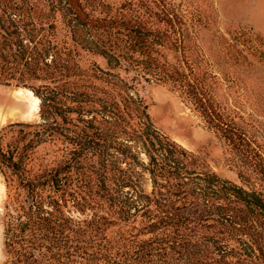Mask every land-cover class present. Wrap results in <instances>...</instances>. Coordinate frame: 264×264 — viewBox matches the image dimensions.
I'll return each mask as SVG.
<instances>
[{"label": "rangeland", "instance_id": "obj_1", "mask_svg": "<svg viewBox=\"0 0 264 264\" xmlns=\"http://www.w3.org/2000/svg\"><path fill=\"white\" fill-rule=\"evenodd\" d=\"M72 1L80 6L79 17L69 6ZM8 3L37 25L12 36L33 51L35 63L21 61L14 67L7 63L10 58H0V112L8 114L0 121V135L5 148L30 144L26 162L32 172L64 167L65 183L56 196L63 198L67 216L83 220L99 211L96 184L103 156L82 144L84 133L96 127L109 130L111 124L94 110L119 90L144 110L131 119L139 123L135 130H141V122L150 123L192 152L199 171L215 172L246 189L263 188L255 176L240 177L238 149L206 123L181 88L152 74L148 55L160 63L184 65L180 49L158 42L160 36L173 35L165 18L170 14L207 98L223 121L247 136L264 157V0H0V20H6ZM52 23L53 29H41ZM34 89L54 94L53 101L42 106ZM81 92L88 96L80 97ZM93 117V124L87 123ZM134 144L125 151L136 163L132 174L151 192L152 177L143 168L149 159L141 143ZM111 153L110 160L124 159L116 149ZM6 198V179L0 173V264H14L5 250L1 219ZM76 259L104 262L87 254Z\"/></svg>", "mask_w": 264, "mask_h": 264}, {"label": "trees", "instance_id": "obj_2", "mask_svg": "<svg viewBox=\"0 0 264 264\" xmlns=\"http://www.w3.org/2000/svg\"><path fill=\"white\" fill-rule=\"evenodd\" d=\"M69 6L79 17L80 6L75 1ZM3 11L7 16L0 20V58H10L7 63L14 67L21 61L30 64L35 59L33 51L12 36L33 31L37 25L15 13L10 3ZM165 18L173 35L160 36L158 42L180 49L184 65L160 63L150 53L152 74L186 93L206 123L241 153L240 177L255 176L263 188L246 189L215 172L199 171L192 152L150 123L141 122V130H135L139 123L132 124L131 119L144 110L132 95L119 90L94 110L111 124L109 130L96 127L84 133L83 149L89 144L103 158L96 184L99 211L83 220L67 216L63 198L56 196L65 183L64 167L32 172L26 162L30 144L5 148L4 134L0 135V173L7 187L1 219L5 250L14 264H82L76 259L82 254L103 259L101 264H264V157L247 136L223 121L195 74L173 18L166 13ZM53 28V23L41 27ZM34 92L42 106L53 101L52 93ZM94 120L87 123L92 125ZM134 142L141 143L149 159L143 168L151 174V192L132 174L136 163L128 149L137 145ZM111 149L124 159H108Z\"/></svg>", "mask_w": 264, "mask_h": 264}, {"label": "bare ground", "instance_id": "obj_3", "mask_svg": "<svg viewBox=\"0 0 264 264\" xmlns=\"http://www.w3.org/2000/svg\"><path fill=\"white\" fill-rule=\"evenodd\" d=\"M31 92V91H30ZM32 93V92H31ZM36 99H38L37 97H36ZM3 103V100L0 98V104H2ZM5 111V110H4ZM8 117V114L7 113H2V112H0V121L1 120H3V119H5V118H7Z\"/></svg>", "mask_w": 264, "mask_h": 264}]
</instances>
